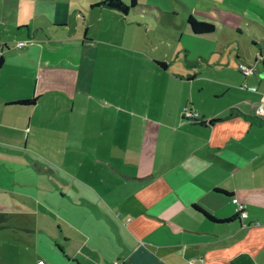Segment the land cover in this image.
Returning a JSON list of instances; mask_svg holds the SVG:
<instances>
[{
	"label": "crops",
	"instance_id": "obj_1",
	"mask_svg": "<svg viewBox=\"0 0 264 264\" xmlns=\"http://www.w3.org/2000/svg\"><path fill=\"white\" fill-rule=\"evenodd\" d=\"M74 4L39 0L32 12L55 31L35 37L20 1H0V18L27 29L17 49L0 39V229L17 248L10 264H229L240 252L264 264V115L255 112L264 76L255 67L243 76L236 61L241 76L204 91L194 72L111 47L105 30L71 31ZM104 9L77 12L120 16ZM184 103L220 119L183 118ZM237 204L246 214L225 221L194 206L224 217Z\"/></svg>",
	"mask_w": 264,
	"mask_h": 264
},
{
	"label": "rangeland",
	"instance_id": "obj_2",
	"mask_svg": "<svg viewBox=\"0 0 264 264\" xmlns=\"http://www.w3.org/2000/svg\"><path fill=\"white\" fill-rule=\"evenodd\" d=\"M19 1L23 10L20 19L27 21L30 34L40 37L55 31L52 22L47 23L32 12L39 0ZM74 1L73 14H69L68 20L71 31L76 24L80 33L85 26L95 35L103 34L102 30H105V36L112 41L111 47L143 60H153L152 57L167 60V71L194 72L197 76L194 85L203 83L204 91L218 87L223 77L234 80L237 75L241 76L234 66L236 61L254 63L257 78L264 76L259 75V60L264 56V0H136L126 15H112L116 13H108L110 11L87 13L86 21L77 9L85 12L89 0ZM123 1L128 3V0ZM222 4H234L238 10L218 6ZM188 15L212 23L213 29L204 33L192 32L186 22ZM95 16L101 18L93 19ZM4 21L7 20L0 18V39L6 40L12 49L14 46V49L19 48L18 42L27 40L26 27L18 29L12 24V18L8 23ZM96 73L100 74V63ZM8 232V229H0V264L12 263L9 254L17 250L5 240L11 237Z\"/></svg>",
	"mask_w": 264,
	"mask_h": 264
},
{
	"label": "trees",
	"instance_id": "obj_3",
	"mask_svg": "<svg viewBox=\"0 0 264 264\" xmlns=\"http://www.w3.org/2000/svg\"><path fill=\"white\" fill-rule=\"evenodd\" d=\"M90 1V0H89ZM136 4V0H128V3H126L123 0H91V2L89 3V6L93 7H101V8H107L113 11H116L118 14L120 15H126L132 8L133 6ZM186 22L189 25L190 29L192 32L194 33H204V32H209L213 29V24L210 22H206V21H202V20H196L193 17H191L190 15L187 16L186 18ZM3 61V56L0 52V65ZM157 63H159L161 66L163 65L161 61H156ZM34 97L31 98H20L15 100V102H19V103H32L33 102ZM186 105H188L189 107H191L189 104L184 103ZM182 104V106L184 105ZM181 106V107H182ZM192 108V107H191ZM193 109V108H192ZM180 115L183 118H187L190 119L192 121H197L200 123H211L214 120L220 119V117H210L207 120H203L202 118H199V116H191V117H184L182 116V113L180 111ZM218 189V188H216ZM219 191H222L224 193H227L226 191L222 190V189H218ZM199 211H201L203 213V215H205L207 218L212 219V220H218V221H225V220H230L234 217H236L237 215H239V212H235L231 215L228 216H224V217H215L211 214H209L207 211L203 210L202 208L194 205ZM6 220V216L3 212H0V226H2L4 224ZM229 264H253V260L252 258L244 252H240L236 255H234L233 257H231L228 261Z\"/></svg>",
	"mask_w": 264,
	"mask_h": 264
},
{
	"label": "built area",
	"instance_id": "obj_4",
	"mask_svg": "<svg viewBox=\"0 0 264 264\" xmlns=\"http://www.w3.org/2000/svg\"><path fill=\"white\" fill-rule=\"evenodd\" d=\"M24 43L23 41H19L18 44H22ZM236 68L239 70V72L245 76V75H248L250 73H252L254 71V65L252 63H241V62H238L236 64ZM242 86H245L246 84L245 83H242L241 84ZM248 88L250 89H255V86H252V85H248L247 86ZM255 112L257 114H260V115H264V109L262 107V104L261 103H258L255 105ZM181 113H182V116L184 117H193V116H196L197 115V111L195 109H192L191 107H189L188 105L184 104L182 107H181ZM237 210L239 212V215L241 216H244L246 213L244 211V209L242 208V205L241 204H237ZM201 259V257L199 258ZM193 263V259L192 258H186L185 261L183 262V264H192Z\"/></svg>",
	"mask_w": 264,
	"mask_h": 264
},
{
	"label": "water",
	"instance_id": "obj_5",
	"mask_svg": "<svg viewBox=\"0 0 264 264\" xmlns=\"http://www.w3.org/2000/svg\"><path fill=\"white\" fill-rule=\"evenodd\" d=\"M264 73V69L260 72V74L262 75Z\"/></svg>",
	"mask_w": 264,
	"mask_h": 264
}]
</instances>
